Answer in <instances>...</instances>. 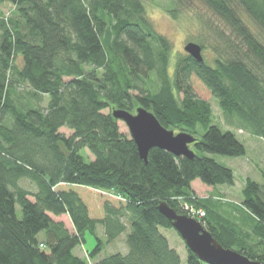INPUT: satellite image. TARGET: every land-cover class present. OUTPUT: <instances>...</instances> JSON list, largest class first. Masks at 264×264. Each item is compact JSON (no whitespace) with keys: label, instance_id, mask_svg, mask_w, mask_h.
<instances>
[{"label":"trees","instance_id":"obj_1","mask_svg":"<svg viewBox=\"0 0 264 264\" xmlns=\"http://www.w3.org/2000/svg\"><path fill=\"white\" fill-rule=\"evenodd\" d=\"M144 1L0 0V264H183L160 230L173 227L160 201L179 213L185 202L203 209L200 221L225 247L264 262V183L246 180V213L220 193L200 197L192 188L197 179L235 185L234 170L211 154L247 153L235 132L214 122L203 93L264 139V0H176L206 6L212 17L201 18L217 55H179L173 73V45L150 27ZM5 3L14 7L9 16L1 14ZM139 106L196 136V156L156 147L146 163L112 115ZM61 215L74 232L54 218ZM87 231L96 245L84 258L75 249ZM123 234L128 251L98 259ZM186 264L208 263L187 247Z\"/></svg>","mask_w":264,"mask_h":264},{"label":"rangeland","instance_id":"obj_2","mask_svg":"<svg viewBox=\"0 0 264 264\" xmlns=\"http://www.w3.org/2000/svg\"><path fill=\"white\" fill-rule=\"evenodd\" d=\"M146 18L150 27L156 32L166 36L173 45L172 57L168 72L173 73L174 61L179 55L189 54L185 50L188 42L194 41L203 43V55L206 60L212 62L216 57V52L213 48L215 35L208 31V27H204V19L210 18V13L207 12L206 6L198 3L179 7L176 0H145ZM13 5L5 3L1 6V14L9 16L12 12ZM203 17V18H201ZM151 80L156 85L160 82L157 78V73L150 74ZM203 96L211 103L214 112V122L218 124L223 130H231L236 133L238 138L244 142L247 148V153L243 156H228L221 154H211L218 162L223 165L231 167L236 176L235 185H218L210 186L197 179L193 185L195 193L200 197H209L213 190H218L224 199L231 200V205L239 206L243 202V188L246 180L251 178L259 183H264V139L258 135L253 134L245 126V123L237 119V116H230L226 114L220 106L219 100L211 95L210 92L203 93ZM49 97L46 95L42 100V105L45 107L48 104ZM109 112L110 109H106ZM136 111V108L133 112ZM236 117V118H231ZM242 123H240V122ZM120 129L123 133L130 135L129 128L122 120L119 121ZM242 128V129H241ZM62 133L70 136L73 131L63 127L60 130ZM176 133L179 132L175 130ZM84 156L88 159H93L94 156L88 151H84ZM21 185L29 190H36V184L29 179H23ZM214 187V188H213ZM183 201V200H180ZM242 212L246 213L244 210ZM17 214L22 217V210L20 205H17ZM57 220L63 221L66 226L74 232L73 223L68 215H61L56 217ZM161 232L167 236L173 248L183 256V264L187 263V245L174 228L162 227ZM97 234L105 239L103 227L99 226ZM85 243L75 249V253L81 257L88 258L89 250L96 245V237L90 231L85 233ZM129 249L126 242V234L110 243H107L104 250L99 255L98 259L104 258L110 253L122 252L125 253ZM237 249V247L235 248Z\"/></svg>","mask_w":264,"mask_h":264},{"label":"water","instance_id":"obj_3","mask_svg":"<svg viewBox=\"0 0 264 264\" xmlns=\"http://www.w3.org/2000/svg\"><path fill=\"white\" fill-rule=\"evenodd\" d=\"M185 50L197 61H205L203 47L199 43L190 41L185 46ZM112 115L126 123L132 139L137 144L140 157L146 163L149 161L150 150L156 147L176 156L188 158L196 156L191 147L197 140L196 136L187 131L176 133L174 129L163 125L156 114L144 106H139L135 112L125 108H113ZM158 208L171 221L187 247L203 262L208 264H264L240 251L225 247L204 227L200 220L185 213H179L167 201H160Z\"/></svg>","mask_w":264,"mask_h":264},{"label":"built area","instance_id":"obj_4","mask_svg":"<svg viewBox=\"0 0 264 264\" xmlns=\"http://www.w3.org/2000/svg\"><path fill=\"white\" fill-rule=\"evenodd\" d=\"M182 209L185 211V214L198 220L202 219L206 215V212L203 209L197 208L194 205L188 204L186 202L182 204Z\"/></svg>","mask_w":264,"mask_h":264},{"label":"crops","instance_id":"obj_5","mask_svg":"<svg viewBox=\"0 0 264 264\" xmlns=\"http://www.w3.org/2000/svg\"><path fill=\"white\" fill-rule=\"evenodd\" d=\"M195 181H196V180H195ZM195 181H193V183H192V188H193V185H194ZM213 188H214V187H213ZM193 190H194V188H193ZM217 193H218V194H219V193L221 194V192L218 191V190H217V191H216V190H213V193H211V194H214V195H215V194H217ZM211 194H210V195H211ZM218 194H217V195H218ZM238 207H240V206H238ZM240 208H242V207H240ZM242 210H245V209L242 208ZM235 215H238V217H239L240 215H241V216L244 215V213H240V212L238 211ZM56 217H58V216H54L55 219H56ZM241 219H242L243 221H245V219H247V215H244ZM56 220H57V219H56ZM249 225H250V223H249ZM250 226H251V225H250ZM248 227H249V226H248ZM250 228H251V227H250ZM181 256H182V255H181ZM186 256H187V254H186ZM182 259H183V256H182Z\"/></svg>","mask_w":264,"mask_h":264}]
</instances>
